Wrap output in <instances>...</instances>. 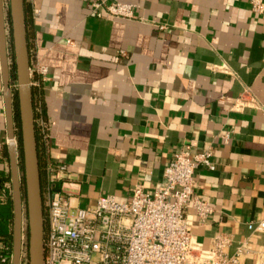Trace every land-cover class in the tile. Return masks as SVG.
<instances>
[{
    "label": "crops",
    "instance_id": "0c3cea01",
    "mask_svg": "<svg viewBox=\"0 0 264 264\" xmlns=\"http://www.w3.org/2000/svg\"><path fill=\"white\" fill-rule=\"evenodd\" d=\"M91 1L23 0L44 182L64 163L56 186L94 207L137 184L152 192L174 153L210 149L215 168L195 169L193 193L213 211L192 217V234L205 249L227 238L230 255L245 243L242 264H264V229L247 227L264 220V12L249 0H103L131 3L134 16L97 17ZM246 90L258 105L236 107ZM11 193L0 65V247Z\"/></svg>",
    "mask_w": 264,
    "mask_h": 264
},
{
    "label": "built area",
    "instance_id": "2783aa9c",
    "mask_svg": "<svg viewBox=\"0 0 264 264\" xmlns=\"http://www.w3.org/2000/svg\"><path fill=\"white\" fill-rule=\"evenodd\" d=\"M249 3L253 12H264V0ZM90 12L97 17L134 16L133 5L122 1L106 4L92 0ZM37 70L46 72L43 67ZM243 95L236 99V107L258 105L249 91ZM211 155L210 149L180 150L163 170L164 183L152 192L137 184L130 198L108 194L87 208L72 204L65 181L56 186L64 178L66 164L49 166L43 200L46 223L42 264H242L245 243L230 255L224 250L227 238L218 237L211 248L205 249L192 234V217L204 221L213 211L209 202L193 193L195 169L199 165L215 168ZM247 227L263 230L264 220ZM11 257L10 248L2 245L0 264H11ZM24 259L22 253L20 264Z\"/></svg>",
    "mask_w": 264,
    "mask_h": 264
},
{
    "label": "water",
    "instance_id": "95a60500",
    "mask_svg": "<svg viewBox=\"0 0 264 264\" xmlns=\"http://www.w3.org/2000/svg\"><path fill=\"white\" fill-rule=\"evenodd\" d=\"M13 61L16 77V95L20 121L22 176L25 196L22 198L21 174L19 170L18 143L15 140L13 118L14 90L10 86V61L6 30L7 14L4 0H0V65L3 95L7 114L8 136L10 140V167L12 183V257L11 264H20L23 246L24 213L27 219L28 264H42L44 240L43 197L35 136L32 103L31 73L26 37L23 0H9Z\"/></svg>",
    "mask_w": 264,
    "mask_h": 264
},
{
    "label": "trees",
    "instance_id": "16d2710c",
    "mask_svg": "<svg viewBox=\"0 0 264 264\" xmlns=\"http://www.w3.org/2000/svg\"><path fill=\"white\" fill-rule=\"evenodd\" d=\"M24 13H25V25L27 26V14L25 12L24 9ZM7 23L9 26V38H8V49H9V58H10V80L11 83H15L16 81V77H15V66H14V61H13V48H12V41H11V30H10V19H9V15L7 13ZM33 103V101H32ZM34 105V104H33ZM13 116H14V122L16 124V128H17V143H18V153H19V170H20V174H21V192H22V198L24 199L25 196V190H24V183H23V176H22V155H21V138H20V121H19V114H18V101H17V95H16V91L14 89V96H13ZM36 136V134H35ZM37 141V139H36ZM39 170H40V166H39ZM41 170H40V180H41ZM43 214H44V230H45V223H46V211L43 208ZM12 218H13V214H12V208H9V213L7 215V221L9 223V230L7 233V236L9 238V242L7 244V246L10 248V250L12 251ZM28 236V233H27ZM26 247V256L24 259V263L22 264H28V252H27V242L25 244Z\"/></svg>",
    "mask_w": 264,
    "mask_h": 264
},
{
    "label": "rangeland",
    "instance_id": "374dc122",
    "mask_svg": "<svg viewBox=\"0 0 264 264\" xmlns=\"http://www.w3.org/2000/svg\"><path fill=\"white\" fill-rule=\"evenodd\" d=\"M8 6H9V0H4V7H5L6 14L8 13ZM8 29H9V26H8ZM8 33H9V31H8ZM13 85H14L13 89H15L16 88V81H15V83H13ZM26 242H27V219H26V215L24 213V220H23V246H22V253H24V257L26 256V247H25Z\"/></svg>",
    "mask_w": 264,
    "mask_h": 264
},
{
    "label": "flooded vegetation",
    "instance_id": "af4514ba",
    "mask_svg": "<svg viewBox=\"0 0 264 264\" xmlns=\"http://www.w3.org/2000/svg\"><path fill=\"white\" fill-rule=\"evenodd\" d=\"M41 190H42V197H43V200L46 196V182H44L43 180V176H41Z\"/></svg>",
    "mask_w": 264,
    "mask_h": 264
}]
</instances>
